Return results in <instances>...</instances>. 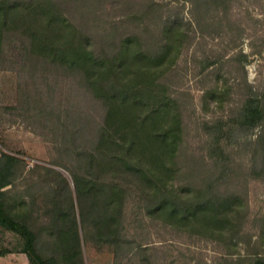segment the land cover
<instances>
[{
    "label": "rangeland",
    "instance_id": "374dc122",
    "mask_svg": "<svg viewBox=\"0 0 264 264\" xmlns=\"http://www.w3.org/2000/svg\"><path fill=\"white\" fill-rule=\"evenodd\" d=\"M163 1L173 14L180 7L179 23L186 30L163 77L165 89L181 114L183 145L196 158L197 177L242 197V207L231 213L241 227L237 244L229 247L227 237L218 235L169 231L151 222L132 195L115 211L114 235L98 233L101 225L80 213L71 175L86 177L87 169L77 165L88 152L97 165L101 157L94 151L101 155L108 147L97 138L105 108L80 75L31 54L17 32H8L0 64V149L19 159V175L3 188V200L10 216L28 218L36 251L55 264H235L248 254L264 256V176L247 175L257 129L238 139L230 127L250 90L261 91L264 82V0ZM137 2L97 0L91 6L104 19H125ZM214 168L218 179L211 175ZM105 172L106 178L114 176ZM61 178L69 191H60L55 208L53 192L63 187ZM49 192L46 200L43 193ZM6 235L9 248L18 250L19 240ZM21 257L22 264H32Z\"/></svg>",
    "mask_w": 264,
    "mask_h": 264
},
{
    "label": "trees",
    "instance_id": "16d2710c",
    "mask_svg": "<svg viewBox=\"0 0 264 264\" xmlns=\"http://www.w3.org/2000/svg\"><path fill=\"white\" fill-rule=\"evenodd\" d=\"M95 1L0 0V64L4 36L17 32L31 54L80 75L89 95L105 108L97 138L98 145L108 147L101 155L94 151L101 157L97 165L91 152L83 165H77L87 169L86 177L76 171L71 175L81 215L101 225L98 233L114 235L110 225L117 223L115 211L132 195L151 222L169 231L188 237L218 235L227 237L229 247L236 245L241 227L231 213L242 207V197L220 191L213 179L203 183L204 177H197L196 158L183 145L181 114L163 82L186 33L179 23L180 7L173 14L170 2L138 0L130 18L104 19L91 6ZM230 127L238 139L257 129L250 140L254 147L247 175L264 176V82L261 91L250 90ZM18 162L0 149V230L18 236L19 249L30 263L55 264L36 251L28 218L16 219L6 212L3 188L19 175ZM104 168L114 176L106 178ZM219 174L214 168L211 175L218 179ZM60 180L64 185L53 192L55 208H60V191H69ZM43 194L48 200L51 192ZM234 263L264 264V256L248 254Z\"/></svg>",
    "mask_w": 264,
    "mask_h": 264
},
{
    "label": "crops",
    "instance_id": "0c3cea01",
    "mask_svg": "<svg viewBox=\"0 0 264 264\" xmlns=\"http://www.w3.org/2000/svg\"><path fill=\"white\" fill-rule=\"evenodd\" d=\"M8 232L10 231L0 230V264H18V263L22 264V258L25 259V257H21V256L22 255L25 256V254L21 252L19 248L16 251L9 248L8 246L9 242L6 239L7 236L6 234ZM14 236L16 237L17 240H19V244H20V239L18 238V236L16 234H14ZM4 249H8V252L1 253V251H3Z\"/></svg>",
    "mask_w": 264,
    "mask_h": 264
}]
</instances>
